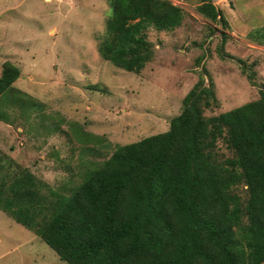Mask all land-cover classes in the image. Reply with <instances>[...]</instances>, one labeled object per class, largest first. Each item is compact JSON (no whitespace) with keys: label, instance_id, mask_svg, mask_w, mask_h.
Returning <instances> with one entry per match:
<instances>
[{"label":"trees","instance_id":"1","mask_svg":"<svg viewBox=\"0 0 264 264\" xmlns=\"http://www.w3.org/2000/svg\"><path fill=\"white\" fill-rule=\"evenodd\" d=\"M110 6L101 53L136 73L155 55L149 26L173 30L187 15L172 0H110ZM197 8L228 25L213 1ZM251 37L264 45V25ZM218 51L233 57L223 46ZM253 65L242 67L251 80ZM19 75L17 66L3 63L0 97L30 115L42 104L13 85ZM259 93L206 116L218 97L204 69L168 130L119 145L69 193L0 153V209L68 264H264V84Z\"/></svg>","mask_w":264,"mask_h":264},{"label":"rangeland","instance_id":"2","mask_svg":"<svg viewBox=\"0 0 264 264\" xmlns=\"http://www.w3.org/2000/svg\"><path fill=\"white\" fill-rule=\"evenodd\" d=\"M204 1L210 0H172L186 18L173 30L149 26L155 55L136 73L101 53L110 0H0V75L4 62L13 63L20 70L13 85L42 104L25 115L0 97V112L8 118L0 119V153L69 193L119 145L168 130L204 69L218 97L206 116L257 99L264 45L251 34L264 25V0H211L228 25L200 14ZM209 24L216 28L212 33ZM221 46L233 57H222ZM253 63L254 81L242 72L243 64ZM0 264L68 263L0 209Z\"/></svg>","mask_w":264,"mask_h":264},{"label":"crops","instance_id":"3","mask_svg":"<svg viewBox=\"0 0 264 264\" xmlns=\"http://www.w3.org/2000/svg\"><path fill=\"white\" fill-rule=\"evenodd\" d=\"M220 3V2H219ZM216 4V3H215ZM217 5V4H216Z\"/></svg>","mask_w":264,"mask_h":264}]
</instances>
